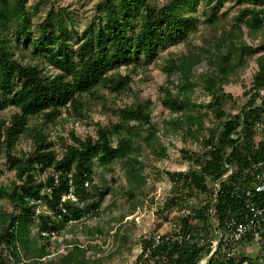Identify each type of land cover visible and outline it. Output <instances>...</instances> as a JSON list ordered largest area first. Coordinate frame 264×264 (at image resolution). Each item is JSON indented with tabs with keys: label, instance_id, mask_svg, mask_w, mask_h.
Here are the masks:
<instances>
[{
	"label": "trees",
	"instance_id": "obj_1",
	"mask_svg": "<svg viewBox=\"0 0 264 264\" xmlns=\"http://www.w3.org/2000/svg\"><path fill=\"white\" fill-rule=\"evenodd\" d=\"M28 1L0 0V108L8 104L16 108L8 118L0 116V150H4L8 166L20 180L11 186L0 184V198L14 205L12 210L0 209V264H33L22 260L19 244L29 247L28 235L34 224L39 225L40 232L58 230L68 219H79L97 206L98 200L82 202L93 194L101 199L110 191L106 183L95 186L94 192L88 187L93 181L89 164L93 159L111 169L113 160L125 158L129 179L140 184L144 182L141 166L131 168V161H137L134 152L150 147L157 157L166 154L164 146L153 147L155 122L151 120L150 100L137 99L115 107L108 104L107 93L119 95L130 88V71H122L121 66L145 64L169 43L191 41L199 28L195 13L199 3L205 5L203 13L209 29L220 26L224 30L211 45L175 52L172 63L178 77L175 83L167 78L171 86H161V102L174 113L194 106L189 92L195 85L193 69L207 59L212 68L203 78V88L210 95L206 105L216 122L204 132L199 114L171 118L174 128L182 129L183 139L190 137L201 147L189 152L181 148L189 167L167 171L173 194L166 197L164 207L186 210L179 216L176 231L143 238L141 252L129 264H198L204 257L203 264H241L243 260L246 264H264L262 247L254 254L251 250L243 252L238 244L235 255L224 256L220 244L207 256L215 236L210 215L219 225L228 215L243 217L247 207L240 192V173L264 158V139L255 140L254 129L255 121L264 119V93H260L264 89V42L252 46L243 36L244 23L252 33L255 25L263 23L264 0H233L240 8L228 28L220 24L216 13L224 0H99L96 17L89 20L77 39L70 34L63 10L52 7L32 30L30 11L36 5L30 6ZM7 26L13 28L16 40L22 39L23 46L30 47V60L24 61L23 54L16 56L17 44L11 43ZM254 53H258L257 68L243 92L245 100L237 105L223 83L244 65L246 55ZM100 89H107V93ZM89 91L117 115V121L97 122L93 133L84 136L71 128L72 140L65 143L63 138L58 154L48 127L63 111L84 118L90 109L84 94ZM232 99L234 104L226 108ZM144 128L146 138L142 140ZM22 136L31 139L32 150L20 149L16 154L13 151ZM228 165L234 167L233 172L221 178ZM216 180L220 186L214 199L212 185ZM70 190L75 198H63ZM196 195L204 197L193 204L190 201ZM41 198L46 202L45 213L37 210ZM255 199L261 202L264 193ZM74 248L80 249L79 245ZM45 249L46 245H41L34 258L45 256ZM71 262H79L73 251L62 255L61 264Z\"/></svg>",
	"mask_w": 264,
	"mask_h": 264
},
{
	"label": "rangeland",
	"instance_id": "obj_2",
	"mask_svg": "<svg viewBox=\"0 0 264 264\" xmlns=\"http://www.w3.org/2000/svg\"><path fill=\"white\" fill-rule=\"evenodd\" d=\"M98 1L29 0L30 6L36 5V7H31L29 24L32 30H36L38 21L44 17L49 8L52 7L56 11L63 10L70 34L77 39L81 36L82 30L89 20L96 17ZM157 1L165 2L167 0ZM239 8V4L233 0H224L216 11L220 24L226 28L230 27ZM204 10L205 5L199 3L195 11L200 20L199 28L191 35V41L169 43L165 48H160L157 57L145 64L120 67L122 71L129 70L132 76L128 90L114 95V93H107V89H100V92L107 93L108 104L111 106L114 104L115 107L132 103L137 99L142 101L149 99L151 120L155 122L152 127L155 132L153 147L158 149L159 145L164 146L166 154L157 157L150 147H142L134 152L137 154V161H131V168L141 166L140 175L144 178V182L140 184L129 179L131 176L128 172L129 167L124 163L125 158L113 160L111 169H106L99 165L96 159H93L89 163L93 181L88 184V187L94 192L95 186H102L106 183L110 187V191L101 199H98L94 194L85 197L82 202L89 204L98 200L97 206L79 219H68L65 226L58 230L40 232L39 225L34 224L28 235L29 247L26 248L21 243L19 244L22 260L30 261L33 264H61L62 255L73 251L74 257L79 261L76 264H129L135 261L141 252L143 238L152 233L174 232L179 228V216L186 209H178L175 206L164 207L166 197L173 194V185L167 171L186 170L189 167L181 148L189 152L190 150H200L201 147L190 137L183 139L182 129L174 128L171 118L177 114L182 115L183 118H186L188 113L199 114L204 121V132H207L212 124L214 125L216 120L206 105L210 95L203 88V78L208 74L212 65L207 59H203L194 67L195 85L189 91L194 106H186L180 113L171 112L162 104L161 97L164 92L161 86L170 85L167 78L176 82L178 72L174 70L172 63L175 52H187L189 48L198 50L201 45H211V41L224 30L220 26H215L213 30L209 29ZM6 30L11 43L17 44L15 47L16 56L23 54L24 61L30 60L32 55L30 47L23 46L22 39H15L11 26H7ZM251 30L250 26L243 24L245 41L252 46L262 44L264 42V21L260 25H255L253 33ZM257 54L246 55L244 65L237 67V72L231 74L230 80L223 83L224 90L230 92L235 100L237 99V105L241 100H245L243 92L249 87L251 75L257 68L255 62ZM84 96L90 101V109L84 118H78L74 114L68 115L63 111L48 127L50 138L55 141L54 147L58 154L62 150L63 138L66 140L65 143L71 142L72 138L69 136L71 128L84 136L88 132L93 133L97 122L106 124L110 120L117 121V115L110 109L104 108L102 101L92 91ZM110 99H115L116 103ZM201 103L204 106H201ZM231 103H233V99L228 101L226 108H229ZM15 110L13 105L8 104L0 108V116L8 118ZM146 131L144 128L142 140L146 138ZM31 142L28 136H22L13 152L20 154V149L29 152L32 150ZM0 168L3 169L0 173V184L11 186L13 182H20L14 170L8 166L3 149L0 150ZM40 176L43 177L45 174L41 173ZM200 197L204 196L196 195V198L192 197L190 202L197 204L194 202L199 201ZM37 203V210L45 213L47 206L44 199L38 200ZM12 205L8 199L0 198L1 210H12L14 208ZM43 244L46 245L45 250L48 253L41 258H34L38 248ZM74 245H79L80 249H75ZM239 248L240 246H237V249ZM241 250L243 252L251 250L256 254L261 252L262 248L252 245L249 248L243 246ZM206 258L204 257V261ZM200 263L202 264L203 260Z\"/></svg>",
	"mask_w": 264,
	"mask_h": 264
},
{
	"label": "built area",
	"instance_id": "obj_3",
	"mask_svg": "<svg viewBox=\"0 0 264 264\" xmlns=\"http://www.w3.org/2000/svg\"><path fill=\"white\" fill-rule=\"evenodd\" d=\"M260 93L263 94L264 89H260ZM254 129L256 131L255 140L264 139L263 118L255 121ZM233 170L234 167L228 165L221 178L227 177ZM238 182L241 183L239 185L241 186L240 192L245 198L247 210L240 219L234 215L224 217L221 225L214 221L210 215L215 236L211 239V251L207 256L211 255L220 244L224 256L235 255L239 250L237 249L238 244L242 246L258 245L264 248V200L260 202L255 199L260 192L264 193V158L242 169ZM212 186L215 199L220 181H214ZM235 191H238V188L235 187ZM65 197L75 198L72 190L63 196V198ZM212 212L213 208H210V214ZM202 260L204 263V258ZM241 264H246V260H243Z\"/></svg>",
	"mask_w": 264,
	"mask_h": 264
}]
</instances>
